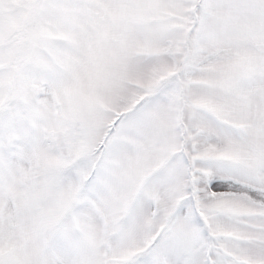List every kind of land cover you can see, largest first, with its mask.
<instances>
[{
	"label": "snow or ice",
	"instance_id": "1",
	"mask_svg": "<svg viewBox=\"0 0 264 264\" xmlns=\"http://www.w3.org/2000/svg\"><path fill=\"white\" fill-rule=\"evenodd\" d=\"M0 264H264V0H0Z\"/></svg>",
	"mask_w": 264,
	"mask_h": 264
}]
</instances>
